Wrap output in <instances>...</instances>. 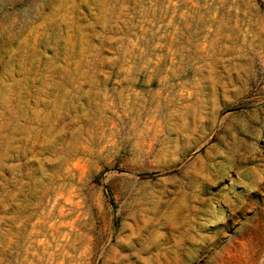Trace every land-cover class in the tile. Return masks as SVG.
Wrapping results in <instances>:
<instances>
[{
  "label": "rangeland",
  "instance_id": "rangeland-1",
  "mask_svg": "<svg viewBox=\"0 0 264 264\" xmlns=\"http://www.w3.org/2000/svg\"><path fill=\"white\" fill-rule=\"evenodd\" d=\"M0 264H264V0H0Z\"/></svg>",
  "mask_w": 264,
  "mask_h": 264
}]
</instances>
